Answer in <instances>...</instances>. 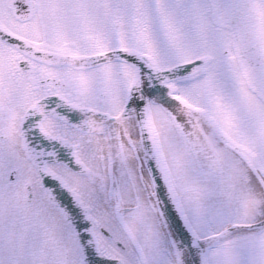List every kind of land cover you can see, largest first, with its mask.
Instances as JSON below:
<instances>
[{"label":"snow or ice","instance_id":"obj_1","mask_svg":"<svg viewBox=\"0 0 264 264\" xmlns=\"http://www.w3.org/2000/svg\"><path fill=\"white\" fill-rule=\"evenodd\" d=\"M0 264H264V0H0Z\"/></svg>","mask_w":264,"mask_h":264}]
</instances>
